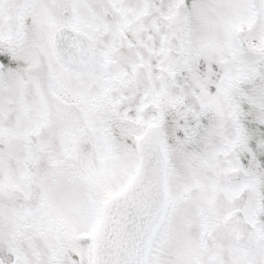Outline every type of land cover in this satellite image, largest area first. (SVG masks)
Segmentation results:
<instances>
[{
    "label": "snow or ice",
    "instance_id": "6c2138e0",
    "mask_svg": "<svg viewBox=\"0 0 264 264\" xmlns=\"http://www.w3.org/2000/svg\"><path fill=\"white\" fill-rule=\"evenodd\" d=\"M0 264H264V0H0Z\"/></svg>",
    "mask_w": 264,
    "mask_h": 264
}]
</instances>
